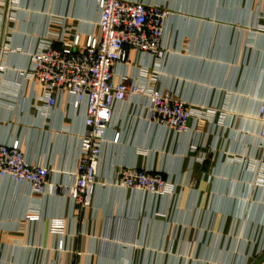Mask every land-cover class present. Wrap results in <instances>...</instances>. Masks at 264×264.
I'll list each match as a JSON object with an SVG mask.
<instances>
[{"label": "crops", "instance_id": "crops-1", "mask_svg": "<svg viewBox=\"0 0 264 264\" xmlns=\"http://www.w3.org/2000/svg\"><path fill=\"white\" fill-rule=\"evenodd\" d=\"M169 11L153 59L128 50L115 79L170 91L194 112L176 133L147 119V102L114 107L88 206L60 189L73 182L86 104L26 80L32 56L99 35L96 0H0V144L19 141L49 169L35 193L0 176V264H259L264 258V0H132ZM120 133V141L112 138ZM161 173V194L121 187V170ZM54 189V191H52ZM38 217L31 221L29 217ZM53 220H62L54 229ZM63 242V249L59 243ZM264 264V261L261 263Z\"/></svg>", "mask_w": 264, "mask_h": 264}, {"label": "built area", "instance_id": "built-area-1", "mask_svg": "<svg viewBox=\"0 0 264 264\" xmlns=\"http://www.w3.org/2000/svg\"><path fill=\"white\" fill-rule=\"evenodd\" d=\"M96 4L100 14L97 37L88 36L82 43L81 36L76 35L72 43L62 49L47 44L33 54L31 68L22 72L26 80L44 87L48 107H55L58 94L64 91L73 97L74 110H78L82 103L86 104L79 163L73 182L60 188L82 207L90 204L95 191L102 146L116 104L134 97L145 99L148 121L176 133L184 132L194 115L193 110L174 99L170 91L143 88L128 82L126 76L115 79V66L128 60L130 49L153 59L164 57L163 40L169 11L132 0H96ZM5 71L6 66L0 62V74ZM258 119L261 124L259 164L264 169V105L259 110ZM120 137V133H116L112 143L117 144ZM49 173L46 166L33 165L26 160L19 141L0 144V176L10 177L17 184L41 194L50 189ZM120 173V185L127 190L161 194L170 188L161 173L135 167L123 168ZM37 219L29 217L31 221ZM52 225L54 229H62V220H53ZM63 247L60 242L59 249Z\"/></svg>", "mask_w": 264, "mask_h": 264}, {"label": "water", "instance_id": "water-1", "mask_svg": "<svg viewBox=\"0 0 264 264\" xmlns=\"http://www.w3.org/2000/svg\"><path fill=\"white\" fill-rule=\"evenodd\" d=\"M264 261V258L259 262V264H261Z\"/></svg>", "mask_w": 264, "mask_h": 264}]
</instances>
